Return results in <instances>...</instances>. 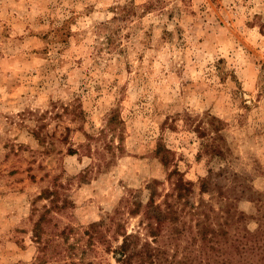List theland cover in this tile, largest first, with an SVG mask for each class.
I'll return each mask as SVG.
<instances>
[{
  "label": "rangeland",
  "instance_id": "1",
  "mask_svg": "<svg viewBox=\"0 0 264 264\" xmlns=\"http://www.w3.org/2000/svg\"><path fill=\"white\" fill-rule=\"evenodd\" d=\"M262 211L264 0H0V264L203 257Z\"/></svg>",
  "mask_w": 264,
  "mask_h": 264
},
{
  "label": "trees",
  "instance_id": "2",
  "mask_svg": "<svg viewBox=\"0 0 264 264\" xmlns=\"http://www.w3.org/2000/svg\"><path fill=\"white\" fill-rule=\"evenodd\" d=\"M200 133L205 134L204 131ZM204 144L206 147H214L208 142ZM156 151L161 154L163 162L166 163L169 158L166 152L161 153L160 147H157ZM187 184L181 178L176 179L173 186L179 191L178 196L182 195L183 190L184 192L190 190ZM151 202L152 199L148 206L152 204ZM239 216L242 217L241 214ZM208 230L213 235V241L208 245L207 250L202 252L203 257L191 251L185 253L186 255L176 262L169 261L167 256L163 255L164 250L154 246L152 240L140 242L138 233L126 231L122 233V239L114 250L115 257L119 264H252L255 255L258 256L261 264H264V221L262 219L258 222L256 231L244 229L241 235L236 236L230 249L220 244L228 238L227 230L222 225ZM47 247L48 245H43L42 248L47 249Z\"/></svg>",
  "mask_w": 264,
  "mask_h": 264
}]
</instances>
